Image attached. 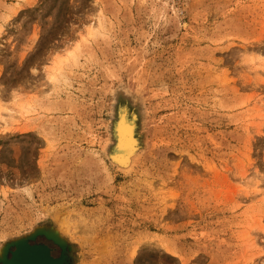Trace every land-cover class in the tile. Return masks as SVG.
Wrapping results in <instances>:
<instances>
[{
    "label": "rangeland",
    "instance_id": "rangeland-1",
    "mask_svg": "<svg viewBox=\"0 0 264 264\" xmlns=\"http://www.w3.org/2000/svg\"><path fill=\"white\" fill-rule=\"evenodd\" d=\"M0 105V251L46 229L70 264H264V0H0Z\"/></svg>",
    "mask_w": 264,
    "mask_h": 264
},
{
    "label": "bare ground",
    "instance_id": "bare-ground-1",
    "mask_svg": "<svg viewBox=\"0 0 264 264\" xmlns=\"http://www.w3.org/2000/svg\"><path fill=\"white\" fill-rule=\"evenodd\" d=\"M76 51L77 47L76 49L74 48V51H69L67 53L68 56L66 58L64 56L63 59L54 55L55 57H53V61L51 60L52 64L46 73L47 81L49 82V85L52 87V89L55 88L59 81V73L61 72L60 70L62 65H64V63L67 61L76 62ZM20 98L21 95L16 91H13L10 95V99L13 103H15L14 105H16V102ZM26 105L24 102L22 103V101L19 102V104H17L15 114L24 115L29 113L28 106ZM13 114L14 111L12 109L7 106L0 105V125L6 127L7 119L12 118ZM117 115V119L113 125L114 145L112 148L111 157L113 164L118 166V168L120 167L119 170H122V168L125 170L126 168H129L133 158L138 153V139L136 134L135 117L133 114L130 115L125 107L119 108Z\"/></svg>",
    "mask_w": 264,
    "mask_h": 264
},
{
    "label": "water",
    "instance_id": "water-1",
    "mask_svg": "<svg viewBox=\"0 0 264 264\" xmlns=\"http://www.w3.org/2000/svg\"><path fill=\"white\" fill-rule=\"evenodd\" d=\"M38 237L55 245L60 250L59 256L53 257L51 248L45 244H32ZM67 248L66 242L56 232L40 229L5 245L0 253V264H70Z\"/></svg>",
    "mask_w": 264,
    "mask_h": 264
}]
</instances>
